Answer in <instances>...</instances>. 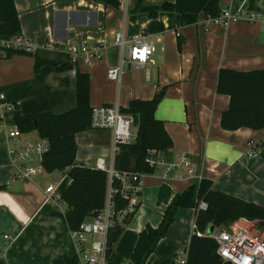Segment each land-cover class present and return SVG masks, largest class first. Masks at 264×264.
Here are the masks:
<instances>
[{
	"label": "crops",
	"instance_id": "0c3cea01",
	"mask_svg": "<svg viewBox=\"0 0 264 264\" xmlns=\"http://www.w3.org/2000/svg\"><path fill=\"white\" fill-rule=\"evenodd\" d=\"M173 1L128 0L124 8L103 0H0V42L21 37L31 45L28 54L0 59V264H78L64 218L66 205L46 192L53 185L60 196L70 181L67 169H41L29 180L12 178L9 150L41 137L35 130L17 139L8 135L17 116L59 114L75 107L76 68L89 75L91 107H124L131 99H150L164 88L154 116L163 122L172 147L162 154L168 159L188 154L213 189L264 207V127L221 128L229 97L216 92L220 68L264 69V0H220L221 10L240 9L256 16L226 26L210 24L202 12L195 23L181 24L177 12L163 9L164 2ZM122 25L127 36L144 30L155 50L143 67L124 65L117 83L107 71L119 59L112 35ZM83 38L90 44L108 39L102 60L88 66L79 59L65 70L50 64L34 69L35 58L68 63L69 43ZM135 131L131 129L126 143L134 140ZM75 141L76 165L97 167L96 160L102 158L114 172L136 171L135 156L113 146L109 129L88 128L77 132ZM250 141L258 150L255 157L247 155ZM193 183L143 174L138 206L113 244L107 264H133L139 233L147 225L156 228L163 210ZM193 224V208L177 209L145 264H171ZM214 229L210 226L204 234Z\"/></svg>",
	"mask_w": 264,
	"mask_h": 264
},
{
	"label": "trees",
	"instance_id": "16d2710c",
	"mask_svg": "<svg viewBox=\"0 0 264 264\" xmlns=\"http://www.w3.org/2000/svg\"><path fill=\"white\" fill-rule=\"evenodd\" d=\"M105 4L117 6V0H103ZM220 0H174L164 2L163 9L175 11L180 15L181 24L195 23L199 13L206 18L217 16ZM178 47L182 43L179 38ZM1 49V48H0ZM29 51L7 50L6 56ZM50 64L58 70L73 67L70 62H56L35 58L34 69ZM216 92L226 94L229 104L221 113L220 126L226 130L240 127L260 129L264 127V69L239 71L220 68L217 74ZM76 105L72 109L56 114L41 112L21 115L13 118L21 133L37 131L39 137L48 141V150L43 154L41 165L44 170L67 169L69 183L60 194L66 205L64 218L70 230L76 229L88 217L101 209L106 200L109 185L116 189L113 194L115 210L124 208L128 200L120 192L121 183L117 178L108 182L107 173L97 167L76 165L74 163L77 145L75 134L90 127V79L86 72L75 69ZM164 95V88L159 89L150 99H131L120 112L133 117L136 123L134 140L120 143L116 147L130 151L136 159V174L150 173L147 158L150 153H163L172 147V139L166 132L163 122L154 116L155 109ZM1 122V117H0ZM212 181L204 178L199 184H191L163 210L161 222L156 228L146 226L140 233L131 253L133 264H145L148 255L154 250L157 242L166 234L179 208L194 209L195 230L189 237L188 264H222L216 252L215 240L205 235L210 226H227L239 217L249 220L264 221V207L245 201L228 193L212 188ZM140 194V193H139ZM199 200L206 202L205 209L198 208ZM139 201L134 205L122 222H115L108 231V253L117 241L124 226L132 217Z\"/></svg>",
	"mask_w": 264,
	"mask_h": 264
},
{
	"label": "built area",
	"instance_id": "2783aa9c",
	"mask_svg": "<svg viewBox=\"0 0 264 264\" xmlns=\"http://www.w3.org/2000/svg\"><path fill=\"white\" fill-rule=\"evenodd\" d=\"M128 0H117L124 7ZM125 8V7H124ZM248 17L254 19L256 16L245 15L240 9L232 11L229 8L222 9L217 16L207 18L210 24L228 25ZM179 36V33H175ZM112 43L119 48V59L115 66L107 71V77L120 82L124 65L143 67L155 50L154 43L148 39L144 30L127 36L124 26H120L112 35ZM108 45V39H102L97 44H90L85 38L77 41L72 40L68 46V62L77 64L81 59L84 64L91 66L102 60L104 49ZM0 59L6 56V51L21 50L30 51L31 45L21 37L0 42ZM133 117L120 112V107L115 104H103L92 107L90 127L94 129H109L112 134L113 146L126 143L132 136L131 124ZM9 137L17 139L21 132L16 126L8 130ZM48 150V141L39 138L36 141L25 142L20 148L9 150L10 163L12 167L11 177L14 179L29 180L41 169L43 154ZM258 153L255 145L248 142L249 157H255ZM150 173L158 175L163 180L177 179L193 181L199 184L204 177L196 163L186 153H179L174 158L168 159L162 153L151 152L147 158ZM97 168L104 170L108 176V182L117 178L121 183L120 192L127 198V205L115 210L113 194L116 189L110 185L107 189L104 206L95 215L84 220L78 228L70 230V236L75 242V259L78 264H107L108 261V231L115 224L121 223L123 218L133 210L139 201L141 190V174L114 172L107 168L102 158L96 160ZM47 196L59 198L56 188L49 185L46 188ZM207 204L199 200L198 208L205 209ZM255 220L239 217L227 226L214 229L211 236L216 244V252L222 263L229 264H264V235L256 232L253 227ZM195 224L192 225V232ZM4 238H10L5 234ZM189 238L185 240L175 251L171 264H188Z\"/></svg>",
	"mask_w": 264,
	"mask_h": 264
},
{
	"label": "rangeland",
	"instance_id": "374dc122",
	"mask_svg": "<svg viewBox=\"0 0 264 264\" xmlns=\"http://www.w3.org/2000/svg\"><path fill=\"white\" fill-rule=\"evenodd\" d=\"M136 129V123L135 122H133L132 124H131V129ZM191 220H192V218H191V216H190V219H189V226L191 225ZM233 222V221H232ZM231 223V222H230ZM221 226H217V227H215V229H219ZM253 229L256 231V232H258V233H260V234H262V235H264V221H261V220H255V226L253 227ZM189 232H190V229H189ZM188 232V233H189ZM188 239V238H187Z\"/></svg>",
	"mask_w": 264,
	"mask_h": 264
},
{
	"label": "water",
	"instance_id": "95a60500",
	"mask_svg": "<svg viewBox=\"0 0 264 264\" xmlns=\"http://www.w3.org/2000/svg\"><path fill=\"white\" fill-rule=\"evenodd\" d=\"M222 264H229V262L225 261V262H223Z\"/></svg>",
	"mask_w": 264,
	"mask_h": 264
}]
</instances>
